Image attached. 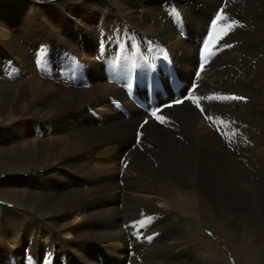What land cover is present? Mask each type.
I'll return each instance as SVG.
<instances>
[{
	"label": "bare ground",
	"instance_id": "1",
	"mask_svg": "<svg viewBox=\"0 0 264 264\" xmlns=\"http://www.w3.org/2000/svg\"><path fill=\"white\" fill-rule=\"evenodd\" d=\"M154 1H144L146 14L143 15L148 20L140 17L135 9L126 18L118 13L116 6L106 13L87 3L77 19L67 12L60 23L51 21L50 25L62 38L51 37L39 27L32 28L28 19L22 21L20 13L9 9L10 29L4 35L1 33L4 42L0 43V58L10 68L0 64V76L10 73L9 77L19 79L15 88L19 87L20 79L23 86L13 94L14 89L11 93L6 89L0 93V112L13 108L24 120L28 115L31 124L28 130L36 132L38 138L16 132L8 136L11 131L5 133L1 129L5 122L1 123L0 144L9 143L11 148L2 161L7 169L0 172L6 173L3 180L9 187L1 189L0 193L11 202L23 198V205L42 212L29 226L12 218L13 225L5 227V233L0 230V264H19V259L26 261L28 257L29 264H232L213 240L206 236L197 238L200 227L193 220L198 218L192 219L185 213L190 212L188 204L192 208L199 198L197 191L215 215L227 224L223 225L234 228L241 219L240 205L250 204L251 200L245 195L249 196L251 190L244 184V177L250 174L259 177L260 170L264 169V146L250 147V140L264 134L263 112H253L260 105L258 94L247 96L246 91L241 96L238 91L248 86L255 91L262 89L264 0L252 1L249 10L246 2L227 0L222 8L225 19H236L228 16V12L236 15L234 11L240 7L244 10L241 17L247 20V32L261 38L252 45L222 48L213 58L212 69H198L202 45L187 44L181 37L172 25L173 11L168 5L175 3L182 20L186 15L183 11L199 9L202 15L210 7L207 15L203 14L208 20L221 0H158L154 6L148 5ZM51 16V20L60 19L58 13L52 12ZM71 19L76 22V29ZM148 21H155L156 28L149 31ZM72 29L76 33L72 34ZM146 29L148 31L144 32ZM204 34L202 29L198 44ZM238 35L239 38L241 35ZM147 41L151 43V51L143 45ZM109 59L114 63L106 62ZM89 65L110 73L117 79L116 86L106 88L104 81L100 85L91 84ZM197 72H200L199 77L193 75ZM173 84L178 85L185 97L191 92V99L168 104L170 98L177 97ZM192 84L195 87L188 92ZM130 86L138 92L136 100L128 98L130 94L125 92ZM184 88L187 94L182 92ZM231 95L245 99H207ZM152 96L155 106L160 108L157 116L162 117L163 122L151 115L153 102L148 104L144 99L150 101ZM197 102L200 107L196 106ZM140 103L141 109L137 107ZM245 106L247 111L253 108L251 115L257 120L241 112ZM177 110L187 113V128L183 131L187 140H183L180 148H166L162 143L163 130ZM209 116L211 119L206 118ZM90 122L95 129L87 133L79 131ZM138 123L143 126L139 128ZM234 142L239 148L231 145ZM150 154L160 158L156 157L153 162L148 160L144 165L143 157ZM120 160L127 173L120 179L121 185L116 178ZM30 162H44L43 173L35 176L40 178L38 194L45 200L41 203L22 188L11 187L16 183L12 174L27 172ZM37 169H41L40 166ZM52 172L57 174V179L48 178ZM80 179L82 181L78 182ZM90 198L96 201L84 202ZM155 201L163 204V210ZM82 205L89 210L83 218L80 216ZM122 209L134 211L136 219L124 216ZM158 211L168 213L167 218L156 214ZM190 214L193 215L192 211ZM44 218H49L45 220L48 227L41 224ZM139 228H142L140 233ZM236 228L233 257L239 258L241 264H264L262 255L257 256L263 246L260 241L264 229L250 225ZM56 231L67 236L68 249L56 245L53 234Z\"/></svg>",
	"mask_w": 264,
	"mask_h": 264
},
{
	"label": "rangeland",
	"instance_id": "2",
	"mask_svg": "<svg viewBox=\"0 0 264 264\" xmlns=\"http://www.w3.org/2000/svg\"><path fill=\"white\" fill-rule=\"evenodd\" d=\"M144 1L145 0H130V1L129 0H106V1L105 0H83V1L82 0H0V36H1L0 37V43L3 41L2 37H3L4 33H7L9 31V29H10L9 28V26H10L9 23L7 24V22H9V20H10L9 18H11V16H12L11 14H8L10 8H12L13 10L15 9L14 10V11H16L15 13H20L21 14L20 16L22 18V21L23 20L26 21L28 19L27 23L28 24L31 23L29 25L32 28H36V27L38 28L39 27L38 28L39 30L43 29L41 31H44L46 33L48 32V34L50 33L49 35L51 37L52 36H59L60 38H62L63 36L60 35L59 31L57 29H55L54 27L52 28V25H50V24H51V21H53V20L57 21V22L59 21V23H60L65 18L67 12L70 13L71 18H76L77 19L78 16H80V13L82 12V10L86 6H88V4L91 5L92 7L101 8L106 13H109L116 6V7H118V13L122 17L129 18V14H130L131 10L135 9L136 13H138V15L140 17H144L146 20H148L143 15V13L146 14V11L144 10ZM156 1H158V0H156ZM156 1L150 2L148 5L154 6ZM221 1L223 2V0H221ZM240 1L243 4L246 2L245 3V4H247L246 8L249 10L252 1H255V0H239L237 3H239ZM226 2H227V0H225L224 6H225ZM57 3H58V5H56ZM263 3H264V1H263ZM220 4H222V3H220ZM224 6L222 5V8H224ZM158 8H159V6H158ZM263 8H264V6H263ZM168 9H171L172 11L175 10V12L178 14V16L176 15V16L173 17V20H175V22L172 20V25L180 33L181 37L185 38L187 44L202 45L201 42H202L203 38L205 37L206 32H205L201 42L198 44L199 38H200L199 35L201 34V30L202 29L204 31L207 28V26H204V24L207 25L206 22L209 21V19H211L212 14L210 15V18L208 20L204 16L207 15L206 13H208L211 8L207 7L205 9L203 14H206V15H203V14L201 15L200 12H198L199 9H197V10L196 9H192V12H191V9H189V12L183 11L186 14L183 17V20L181 19L180 12L175 7V3L174 4H169L168 5ZM242 10L243 9L238 7L237 10L234 11V12H237L236 15H235V13H229L228 12V16H235L236 19L235 18H233V19L237 20L239 22V25H242V26H234V27H232V30L229 31L228 28H229V25L231 24V20L227 21V19H223V20H220V21L217 22L216 28L214 29V31L216 32L215 35L222 34L225 31L228 32V35L224 36L223 39L219 41V44H216L215 35H214L213 41L210 42V44L214 45L212 47V49H211L213 54L208 56V59H207L208 61L206 62L204 67H211V65H213V62H214L213 58H214L215 55H217V53L219 51L217 49L214 51L213 49L216 48V47L219 48V46L221 44L225 43V44H229V45H242V44L243 45H252L254 40L255 41H259V39L261 38V37L256 36V35H252L251 36V34H249L247 32L248 31L247 30V28H248L247 20L245 19L246 17L245 18H244V16L241 17L242 13L244 11V10L243 11ZM229 11L231 12V9H229ZM10 12H13V11H10ZM52 12L58 13L60 19L55 20L53 18L51 20ZM239 12L241 14H239ZM211 13H213V12H211ZM262 13H263V15H262V17H263V19H262L263 27L262 28H264V9H262ZM223 14L225 16V9H223ZM238 15H240V16H238ZM66 19H68V18L66 17ZM45 20L48 21V24H47V22ZM178 20L181 21V26L179 24H176V21H178ZM73 21L74 20H72V25L76 29V26H75L76 22L75 21L73 22ZM148 22H149V25H150V29L148 28L149 31H151L154 28H156L157 24H156L155 21H148ZM225 22H229V23L226 24ZM70 26H71V24H70ZM173 26L169 27V29L172 30ZM5 27H6V29H5ZM240 28H243V29H240ZM244 28H245V31H244ZM48 29H50V30H48ZM148 30L146 29V30H144V32L148 31ZM236 30H237V32H236ZM241 30H242V32H241ZM11 31L13 33H15L13 31V27H11ZM51 31H52V33H51ZM72 31H73V29H72ZM73 33H76V31H73L72 34ZM235 33H236V35H235ZM238 34L241 35V36H243V34H244V36H247L249 40L246 37H244V36H243V38H241V36H239ZM21 35H22V33H21ZM237 35L239 36V38L237 37ZM71 39H72V37L70 38V40ZM262 40H264V38H262ZM134 41H135V39H134ZM54 42L56 43L57 40H55ZM133 44H136V42L133 43ZM148 44H151V43H149L147 41L143 45H145V47L151 51V47L147 46ZM24 45H27V44H24ZM0 48H1V46H0ZM27 52L29 53V51H27ZM0 54H1V51H0ZM39 57H37V58L39 59ZM6 58H7V55L4 57V59H6ZM106 62L111 63V64L114 63L112 59L106 60ZM70 63L72 64V62H70ZM0 64L4 65L5 68H6V66L8 68H10L7 65V63L5 61H3L1 58H0ZM116 65H117V63H115L114 66H116ZM89 66H90V71H89L90 74L88 75V77L90 79L91 84L94 83V84L100 85L104 81L105 85H106V88H109V86H111V85L112 86H116L117 82L115 83V81H117V79H115L110 73H106L104 70L97 69V68H95V67H93L91 65H89ZM211 69H212V67H211ZM191 73L192 72H190L188 74L191 76ZM9 75H12V74L6 73L4 76H0V93L3 90H5V89L8 90L11 93L10 90L14 89V91H12V94H13V93L17 92L23 86V85L21 86L22 79H20L21 83H20L19 87L15 88L16 84L19 83V79L17 77H16V79H14L15 77H13V76H10L11 77L10 78ZM193 75H196V74H193ZM16 80L18 82H16ZM262 80H263L262 81V86H261L262 89H257L256 88L257 91H255L253 88H251L250 86L247 85L248 87L246 89H244V90L239 89L238 91H239V94L241 96L243 95V92H246V91H247L246 92L247 96L252 94V96L255 97L253 95L255 92H256V95L258 94L256 97L259 98L260 105L258 106L259 108L258 107H256L257 109L254 108L253 112H255V113L257 112L256 114H259V112H261V113L263 112L262 113V115H263L262 119H264V101H263L264 100V77L262 78ZM191 82H193V80H191ZM176 86L178 88V85H176ZM106 88L104 87L103 89H106ZM126 89H127V87H126ZM186 89L187 88L182 89V92L186 93ZM161 90H163V89H161ZM135 91L137 93L136 89H135ZM187 95H189V94H187ZM133 97L136 100V98H135L136 95L130 94V96H128V98H131V99ZM149 97L150 96H148V98ZM144 99H145L146 103H148V104H152V102H153V104L150 105V106L151 107L152 106L155 107L153 96H152V100H150V101L147 100L146 98H144ZM262 101H263V103H262ZM197 103L199 104L200 102H197ZM134 104L136 105L135 102H134ZM172 106H174V105H172ZM172 106H170V107H172ZM117 107L120 110H123L122 106L117 105ZM137 107H140V109H141V103H140V106H137ZM252 109L253 108H249L248 109L249 113H247L248 111H247L246 106H245L241 110V112L242 113L244 112L245 115H247L248 117H251L252 119L257 120V118H256V116L254 114L251 115ZM221 111H222V109H221ZM1 112H0V125H1V123L5 122L4 125H2L1 129L4 130L5 133L11 131L8 136H10L12 133L16 132L17 134H19L21 136H24V137L33 138V139L38 138V134H35L36 132H31V131L28 130L29 125H31L29 123V119L27 118L28 115H26V117H25L26 119L24 120V119H21L22 117L18 115V113L20 114V112H18L17 110L15 111L13 108H10V109L8 108V109H5V110H3ZM179 114H182V115H179ZM112 119H113V117H110V120H112ZM186 119H187V113H185L184 111H179L178 112V110H177L175 112L174 119L171 121V123L173 122V124L170 123L169 126L163 130L162 143L166 146V148H170V147L180 148V147H182L184 145L183 140H187L185 132H183L184 129L187 128V121H185ZM6 122H8V125H6ZM77 122L79 124H81V125H84V123L82 121H80V120H77ZM22 123H24V124H22ZM88 124L89 125L84 127V128H79V131L82 130V132L85 131L84 133H87V132H90V130L92 131L93 129H95L93 124H92V122H90ZM140 124L141 123H138V127L139 128L142 127L141 126L142 124L141 125ZM143 124H145L144 121H143ZM89 127H91V128H89ZM178 130L180 131L179 133H178ZM260 131H261V129H260ZM263 131H264V128H263ZM31 135H33V136L31 137ZM261 136H259V137L257 136L258 140L257 139L256 140H250V143H251L250 147L252 149L253 148L254 149L255 148H262L260 146H264V134H263L262 137ZM7 144H9V143L0 144V166L2 165L1 168H0V172L7 169V168H4V166L2 164L4 155H6L7 152H8L7 149L11 148V146L7 145ZM231 145L233 147H238V144L236 142H234ZM156 157L158 159L160 158L157 154H150V155L144 156L143 157L144 165H145V162H147L148 160H151L152 162L156 161L157 160ZM156 165L157 164H155V168L158 166V165L157 166ZM39 166H40L41 169H37V167H39ZM42 166H44V162H42L40 164H31V162H30V168L27 169V172L29 171L28 173L22 171V172H18V173L15 172L17 175L12 174V179H15L16 183H15V185H12L11 187L22 188L23 190L26 191L25 193H27V192H28L27 194L31 193V195L36 198L37 203H41L42 201H45L42 198V196L38 194V192L41 189V186L37 185L39 183V181H40V178L39 177H35L36 175L38 176V174H42L43 173L42 171L44 170L45 167H42ZM118 166H119V168L116 169L117 170L116 178L119 180V184H120V179L123 178L124 174H127V173L125 171L126 167H124V164H122L121 160L119 161ZM161 167H163V166L161 165ZM261 171L262 170H260V174L261 175L259 174L260 175L259 177H254L251 174H250V176L246 175V177H244V181H243L244 184L247 185L250 188V190H251L250 192L248 191L249 196L247 194H245V195H246L247 198H250L251 200H250V204H247V205L244 204L245 207L242 206V204L240 205V207H239L240 214L239 215H240L241 219H238L237 225L234 226V228L231 229V228H229L227 226H224L226 223L221 218H218L215 215L213 210L208 207L206 201L203 200V197L201 196L200 192H197V191H196V196L198 194L199 198H196V201L193 203V205H192L193 207L192 208L188 204V209H187L190 212L192 211L193 215H191L190 212H186L185 213V214L188 213L189 214V215L187 214L188 216L193 217L192 219H195V217L198 218V220L197 219L193 220L200 227V231H197V233H199L197 238L200 237V239H202V238H204V236H206L207 238H210L211 240H213V242L219 248H221V250L224 252L225 256H227L229 258V260L231 261L232 264H241V260L239 258L235 259L233 257V255H232V252L235 249L233 241L236 240L237 235H238L237 234L238 233V229L236 227L238 226L239 229H242L243 227H247L248 225H250V226H260L262 229H264V177H262V175H264V169H263L262 173H261ZM27 174H29V176ZM65 174H67V172H65ZM4 175H6V173H0V190L1 189H6L7 187H9L8 183L5 180H3V177L5 178ZM51 175H48L49 179L52 178V177L54 179H57V177H58L55 172H52ZM97 176L98 175H96L95 177H97ZM44 177H45V172H44L43 178ZM1 180H3V181H1ZM32 180L33 181L36 180L34 182V184L32 183ZM81 181H82V179H80L78 182H81ZM80 186H82V184H80ZM26 187H28V188H26ZM34 192H35V195H34ZM22 201H23V198L19 202H11L9 200H6V199L2 198L1 193H0V230H1V232L2 231L3 232L6 231V229H4V228L5 227H9L10 224L13 225V222H11L12 218L13 219L17 218V220H19L22 224H25L26 226H29L31 224V222L35 221V217H38L37 215H39V213L42 212L40 210L39 211H35L33 209H29L28 207H26L25 205L22 204ZM95 201L96 200L94 198H90V199H87L84 202H95ZM42 204H44V202ZM155 204L159 208H161V210H163V207H164L163 204H160L157 201H155ZM82 206L80 207L81 208L80 209V216H82V218H83V216H85V214L89 210H87L84 205H82ZM104 207H106V205H104ZM120 208H121V204H120ZM121 212L126 217H130L132 219L135 218V216H134L135 214L133 213L134 211H130V210L126 211V210L122 209ZM159 213L160 212L158 211L156 214H158L162 218H167V214L168 213H165L164 211H163L162 214H159ZM163 215H165V216H163ZM47 219L49 220V218H44V220L41 219L42 220L41 224L45 225V222H46L45 220H47ZM90 221H91V217H90ZM87 222H88V220H86V224H87ZM12 227L13 226H11V228ZM46 227H48V226H46ZM126 228H127V226H126ZM8 229H10V228H8ZM139 229H138V233L141 232L142 228H139ZM56 232L57 233L53 232V234L56 236V242H57L56 245H60L64 249H68V247H69L68 243L65 241V240H67V236L63 235L59 231H56ZM44 233H46V232H44ZM199 235H201V236H199ZM61 236H62V238H61ZM194 236H195V234H194ZM29 241H32V240H29ZM260 243L263 246L259 250L260 252L258 251L259 254L257 253V256L260 257L262 255L261 256L262 257V262L264 263V261H263L264 260V236H263L262 241H260ZM19 261H20L19 264H26V263L29 264V262L31 260H30V257H28L26 259V261H23L22 259H19ZM206 264H207V262H206Z\"/></svg>",
	"mask_w": 264,
	"mask_h": 264
},
{
	"label": "snow or ice",
	"instance_id": "3",
	"mask_svg": "<svg viewBox=\"0 0 264 264\" xmlns=\"http://www.w3.org/2000/svg\"><path fill=\"white\" fill-rule=\"evenodd\" d=\"M173 14L174 15H178L175 10H173ZM225 19V16L223 15V9H219L215 14H214V18L210 21V25H211V29H215L216 28V25H217V22L220 21V20H223ZM234 26H242V25H239V22L235 19H232L231 20V24L229 25V28L228 30H232V27ZM205 32H206V36L208 38H212L214 36V32L209 30L208 28L205 29ZM228 34L227 31L223 32L222 34H219V35H215V41H216V44H219V41L223 39L224 36H226ZM202 43L204 45V47L200 50V55H201V62H200V67L201 69H203L204 67V64L207 62V59H208V56L213 54L211 49L214 45L210 44V40L209 39H203L202 40ZM232 45H229V44H224L222 47H231ZM217 50H220L219 48H217ZM196 76L199 77L200 76V72H197L196 73ZM195 87V85H194ZM184 99H191V93H189L188 96L184 97ZM207 99L209 100H213V99H219V100H223V101H232V100H235V101H241V100H244L245 98L244 97H241V96H235V95H231V96H211V97H207ZM184 101L181 100V99H177L175 101V103L179 104V103H183ZM171 106V105H169ZM197 107H200V105L197 103L196 104ZM160 111V108L157 107L155 109H153L151 115L153 117H155L158 121L160 122H163V118L162 117H159L157 116V113ZM201 111H203V109L201 108ZM207 119H211V117H206ZM145 123H147V121H145ZM143 126V125H141ZM149 220L151 218H148ZM151 239V237H149V240Z\"/></svg>",
	"mask_w": 264,
	"mask_h": 264
}]
</instances>
